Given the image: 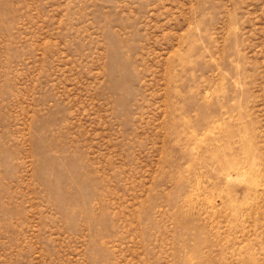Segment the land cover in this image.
I'll return each mask as SVG.
<instances>
[{
	"label": "rangeland",
	"instance_id": "obj_1",
	"mask_svg": "<svg viewBox=\"0 0 264 264\" xmlns=\"http://www.w3.org/2000/svg\"><path fill=\"white\" fill-rule=\"evenodd\" d=\"M0 264H264V0H0Z\"/></svg>",
	"mask_w": 264,
	"mask_h": 264
}]
</instances>
